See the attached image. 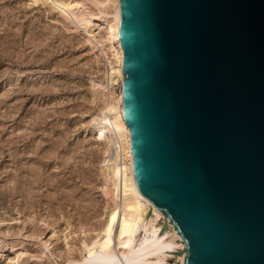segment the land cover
I'll use <instances>...</instances> for the list:
<instances>
[{
  "label": "water",
  "instance_id": "95a60500",
  "mask_svg": "<svg viewBox=\"0 0 264 264\" xmlns=\"http://www.w3.org/2000/svg\"><path fill=\"white\" fill-rule=\"evenodd\" d=\"M138 194L185 264H264V0H121Z\"/></svg>",
  "mask_w": 264,
  "mask_h": 264
},
{
  "label": "rangeland",
  "instance_id": "374dc122",
  "mask_svg": "<svg viewBox=\"0 0 264 264\" xmlns=\"http://www.w3.org/2000/svg\"><path fill=\"white\" fill-rule=\"evenodd\" d=\"M93 47L58 7L0 0V264L81 261L104 221Z\"/></svg>",
  "mask_w": 264,
  "mask_h": 264
},
{
  "label": "bare ground",
  "instance_id": "6f19581e",
  "mask_svg": "<svg viewBox=\"0 0 264 264\" xmlns=\"http://www.w3.org/2000/svg\"><path fill=\"white\" fill-rule=\"evenodd\" d=\"M33 1L58 7L76 30L84 31L105 62L102 79L91 82V102L97 112L87 125L101 145L99 174L107 200L104 221L91 240L82 242L83 260L69 264H168L174 258L177 264H185L184 240L172 222L138 194L131 174L130 130L121 113L124 52L117 22L121 0ZM101 29L105 39L96 43ZM161 220L167 222V230L159 226Z\"/></svg>",
  "mask_w": 264,
  "mask_h": 264
}]
</instances>
